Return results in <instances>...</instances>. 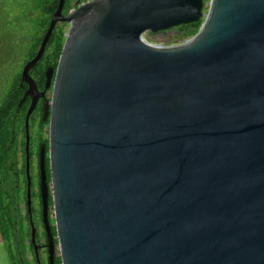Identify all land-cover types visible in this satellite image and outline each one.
Returning a JSON list of instances; mask_svg holds the SVG:
<instances>
[{
    "label": "water",
    "instance_id": "water-1",
    "mask_svg": "<svg viewBox=\"0 0 264 264\" xmlns=\"http://www.w3.org/2000/svg\"><path fill=\"white\" fill-rule=\"evenodd\" d=\"M64 1L21 73L33 99L25 196L36 263L29 117L44 93L29 71L63 23L44 86L54 75L49 164L61 264H264V0H78L67 15ZM200 20L179 44L146 36ZM40 161L54 264L42 148Z\"/></svg>",
    "mask_w": 264,
    "mask_h": 264
},
{
    "label": "trees",
    "instance_id": "trees-1",
    "mask_svg": "<svg viewBox=\"0 0 264 264\" xmlns=\"http://www.w3.org/2000/svg\"><path fill=\"white\" fill-rule=\"evenodd\" d=\"M77 1L65 0L62 14L67 15L75 9ZM87 1L89 0H79V3ZM58 2L59 0H0V240L11 264H30L27 247L31 253V261L37 264L30 242L31 227L25 196V114L19 107L23 97L20 71L23 63L36 55ZM201 23L202 20L179 25L175 28L170 43L179 44L190 39L197 33ZM65 26L63 23L56 25L41 59L29 72L39 88L44 87L46 70L57 65L65 39ZM29 132H34L30 118ZM31 145L30 136V151ZM19 151L23 158L21 165ZM32 213L33 220L41 223V213L33 207ZM34 225L37 230L38 225L35 222ZM52 233L53 236L56 234L55 228H52ZM55 244L57 245V240ZM42 262L41 258V264ZM56 264H61L58 251Z\"/></svg>",
    "mask_w": 264,
    "mask_h": 264
},
{
    "label": "flooded vegetation",
    "instance_id": "flooded-vegetation-1",
    "mask_svg": "<svg viewBox=\"0 0 264 264\" xmlns=\"http://www.w3.org/2000/svg\"><path fill=\"white\" fill-rule=\"evenodd\" d=\"M175 28L176 27L170 30L163 31V32H157L156 34H152V35H159V34L162 35L168 32L174 33ZM8 35H9V22H8ZM27 62H29V60H26L23 63V66L20 71V77H21L22 70ZM53 69L55 71L56 67ZM53 82H54V75L51 80V86L48 89L45 90L44 87L39 88L36 85L37 90H38V94L36 95H39L41 93H44V95L37 96L33 111L29 117L33 122L34 133H35V143L33 144V147L30 151V166H29V174H30V179H31L32 207L37 209V211L41 213V223L37 229L36 242L39 245V253L43 255L46 254V258L48 257V255H47V246H46L47 240L45 238L46 235H45V230H44V226L42 222V203H41V192H40V181H41L40 155H41V148H42L43 154H44V171L46 175V182L48 185L47 212H48V220L50 224V229L52 233V228H55V226H54V207H53V199H52L51 170H50V164H49V121H50V105H51V103H49V100L51 99ZM20 88L23 89V97H22L19 107H21V109L24 111V114L26 115L29 107L31 106L33 99L30 96L25 95V92L28 88L25 82H22V84L20 85ZM24 106H25V109H24ZM45 106H46V109H45ZM53 240L55 244V240H57L56 234L53 236ZM57 251H58V247L55 244L54 264H56V252ZM58 255H59V252H58ZM47 264H48V259H47Z\"/></svg>",
    "mask_w": 264,
    "mask_h": 264
},
{
    "label": "rangeland",
    "instance_id": "rangeland-1",
    "mask_svg": "<svg viewBox=\"0 0 264 264\" xmlns=\"http://www.w3.org/2000/svg\"><path fill=\"white\" fill-rule=\"evenodd\" d=\"M206 4H207V2H206ZM66 26H65V30H66ZM146 36H147V38H149L152 41H156V42H160V43H170V42H172L171 39L173 38V32H168V33H165L162 35H160V34L159 35H152L149 32H146ZM30 136L32 137V145H31V149H32L33 144L35 143V133L34 132L31 133ZM21 140H22V138H21ZM22 161H23L22 153H21V151H19V163H20V165L22 164ZM21 189L23 190V185H22ZM33 222H35V224H37L38 226L40 225V222H37L36 219H35V221L33 220ZM24 226L26 229V227H27L26 224ZM27 251H28L27 256H28V259L30 260V264H35L31 261V253H30V250L28 249V247H27ZM39 255H40V260H41V258L43 260L42 263L47 264L46 254L43 255V254L39 253ZM0 264H11L10 259L8 257V254H7V251L5 250L4 244L1 240H0Z\"/></svg>",
    "mask_w": 264,
    "mask_h": 264
}]
</instances>
